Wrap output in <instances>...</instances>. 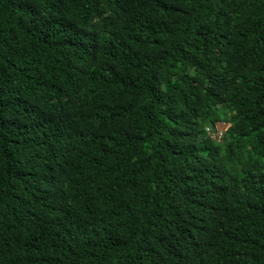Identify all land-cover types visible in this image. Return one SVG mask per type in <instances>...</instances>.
<instances>
[{"label":"trees","instance_id":"trees-1","mask_svg":"<svg viewBox=\"0 0 264 264\" xmlns=\"http://www.w3.org/2000/svg\"><path fill=\"white\" fill-rule=\"evenodd\" d=\"M0 264H264V0H0Z\"/></svg>","mask_w":264,"mask_h":264},{"label":"built area","instance_id":"built-area-1","mask_svg":"<svg viewBox=\"0 0 264 264\" xmlns=\"http://www.w3.org/2000/svg\"><path fill=\"white\" fill-rule=\"evenodd\" d=\"M226 130V129H225ZM224 130V131H225ZM207 131L208 133L210 134V136L214 139V140H217V141H220L221 138H222V134L224 131H221L217 125H216V128L215 129H212L211 127H208L207 128Z\"/></svg>","mask_w":264,"mask_h":264},{"label":"rangeland","instance_id":"rangeland-1","mask_svg":"<svg viewBox=\"0 0 264 264\" xmlns=\"http://www.w3.org/2000/svg\"><path fill=\"white\" fill-rule=\"evenodd\" d=\"M216 125L221 131H224L225 129L228 128L229 123L222 121V122H218Z\"/></svg>","mask_w":264,"mask_h":264}]
</instances>
